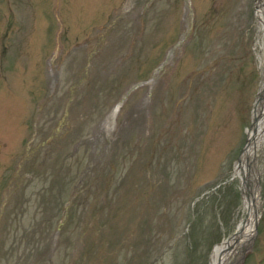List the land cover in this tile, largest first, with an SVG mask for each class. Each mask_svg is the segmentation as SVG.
<instances>
[{
    "label": "rangeland",
    "instance_id": "rangeland-1",
    "mask_svg": "<svg viewBox=\"0 0 264 264\" xmlns=\"http://www.w3.org/2000/svg\"><path fill=\"white\" fill-rule=\"evenodd\" d=\"M254 12L0 0V264H210L246 216ZM245 169L257 223L225 264H264V137Z\"/></svg>",
    "mask_w": 264,
    "mask_h": 264
},
{
    "label": "bare ground",
    "instance_id": "bare-ground-1",
    "mask_svg": "<svg viewBox=\"0 0 264 264\" xmlns=\"http://www.w3.org/2000/svg\"><path fill=\"white\" fill-rule=\"evenodd\" d=\"M256 22L258 26L257 44L260 46V52L264 55V0H256ZM264 85V79L262 80ZM259 110V116L255 119L253 125L247 132V143L240 156V162L235 166L234 175L241 180L242 190L244 191L243 208L246 210V216L240 221L239 227L233 236L223 240L214 246L210 264H225L231 256V248L235 241L243 236L245 238L251 230H253L256 215L254 213V199L257 198L255 191L253 192L246 180L247 172L245 164L248 158L254 157L255 146H259L264 137V99L261 98L256 104V112ZM116 110L113 109L111 116H115Z\"/></svg>",
    "mask_w": 264,
    "mask_h": 264
},
{
    "label": "water",
    "instance_id": "water-1",
    "mask_svg": "<svg viewBox=\"0 0 264 264\" xmlns=\"http://www.w3.org/2000/svg\"><path fill=\"white\" fill-rule=\"evenodd\" d=\"M262 92H263V91H262ZM262 96H263V94H260V95L258 96V99H260ZM238 162H240V157L238 158Z\"/></svg>",
    "mask_w": 264,
    "mask_h": 264
}]
</instances>
